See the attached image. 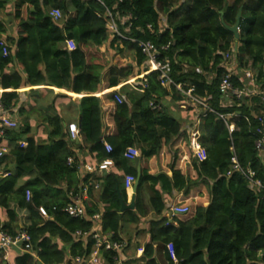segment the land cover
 I'll use <instances>...</instances> for the list:
<instances>
[{"label": "trees", "instance_id": "1", "mask_svg": "<svg viewBox=\"0 0 264 264\" xmlns=\"http://www.w3.org/2000/svg\"><path fill=\"white\" fill-rule=\"evenodd\" d=\"M102 1L105 7L94 0H0L4 14L0 16V39L5 35L9 49L8 57L0 59V89L12 90L0 92L4 111L16 107V90L21 87L45 85L90 95L74 100L82 142L69 138L61 113L54 108V100L71 103V97L51 94L48 100L45 96L52 91L44 89L25 93L17 127L5 129L0 138L4 150L0 158V230L11 236L25 232L29 245V250L13 256V264H86L94 248L91 235L95 225L101 234L123 245L121 264H159L154 243L164 246L167 264H173L165 248L170 243L177 264H264V151L254 146L260 134L261 97L237 99L219 91L221 78L229 73L225 54L237 68L229 77L232 86L246 84L242 72L249 68L258 89L264 90V0H189L185 6L181 0ZM51 8L61 12L57 21L49 16ZM105 8L124 37L149 41L158 50L157 61L170 85L161 84L159 71L147 70L146 57L136 42L109 36ZM238 11L239 38L233 52L234 37L226 27L235 24ZM122 17H128V28V22L120 24ZM68 39L74 42L73 50L65 47ZM105 49L131 56L133 63L108 64ZM142 73L141 78L117 90L92 95ZM189 90L207 108L191 103L184 94ZM114 94L125 101L117 103ZM166 97L176 106L187 102L181 115L163 103ZM43 99L45 106L41 105ZM103 105H111L114 132L109 136L104 133ZM41 109L51 110L35 122L46 129L44 138L32 133L29 119L30 113ZM193 116L203 159L193 154L189 139L179 132L181 124ZM19 142L25 146L20 147ZM104 143L111 146L110 152ZM127 147L138 149L139 157L125 159ZM163 147L169 151L166 167L170 176L149 172L148 161L161 156ZM231 148L243 173L252 172L263 188L250 185L239 171L227 174ZM104 159L114 163L107 172L83 174V165L95 166ZM139 160L134 206L121 211V203H126L123 179L126 175L136 178ZM183 164L191 167L194 178L184 174ZM198 186L206 187L205 207L188 198L190 190ZM25 191L31 194L29 201ZM84 192L88 202L83 201ZM74 195L82 199L81 217L64 212ZM169 198H173L172 205L187 207L171 221L163 216ZM40 206L46 218L38 214ZM148 212L155 218L146 221ZM93 215L99 216V223ZM144 222L148 239L141 255L123 260V227ZM99 252L97 264H118L116 252L103 248ZM75 257L81 262H75ZM1 258L0 253V264H4Z\"/></svg>", "mask_w": 264, "mask_h": 264}, {"label": "built area", "instance_id": "2", "mask_svg": "<svg viewBox=\"0 0 264 264\" xmlns=\"http://www.w3.org/2000/svg\"><path fill=\"white\" fill-rule=\"evenodd\" d=\"M94 1L98 2L99 4L104 6L102 0H94ZM105 9H106L105 11H106V16H107L106 27H107L108 32L110 34L109 36L111 37V35L115 34L119 37L130 40L131 42H136L141 53L146 57L147 68H150V71L151 70L159 71L160 74L158 76V79L160 80V82L163 86L170 85L171 80L166 75V73L162 70L160 63L157 61L158 50L149 41H140V40L138 41L137 39H134V38L124 37V35L120 33V31L117 27L116 20L112 16L111 12L107 8H105ZM49 16L52 18V20L57 21L61 17V12L57 8H51L49 11ZM126 22H128V17L120 18V24L124 25V24H126ZM129 26H130V22L127 23L126 27L128 28ZM146 27H147V29L151 28L150 25H147ZM167 46H168V44H166L165 46H162L161 49H166ZM65 47L68 50H73L75 48L74 42L72 40H69V39L65 40ZM234 51L235 50L233 49V52ZM8 55H9L8 46L4 40L0 39V59L6 58V57H8ZM224 59L228 65V63L230 61L229 60V54H225ZM232 74L233 73L229 71L228 74H226L225 76H223L221 78L220 83H219V91L222 94V96L233 95L237 99L244 97V96H259V97H261V102H262L263 107L259 113V121H260L259 126H260V128L258 131L260 134H259V137L255 140L254 146L257 150L264 151V90L258 89L256 81H255V76L249 68L244 69L242 72V78H244L246 81V84L243 85V87L238 88V87L232 86V84L229 80V77ZM177 89H179V86H177ZM184 94L189 99V101L191 103H195V104L201 106L202 108H207L206 104L203 101L196 99L190 95V90L185 92ZM113 97L117 103H119V104L122 103V99L120 98L119 95L114 94ZM150 106L152 108H158V106H153L151 104H150ZM219 117L223 118L222 115H219ZM15 127H17L16 121L11 119L9 117L8 113L6 111H4L2 103L0 101V138H2V135H3V132L5 129H11V128H15ZM228 128H229V132L233 131V125H230ZM66 129L68 131L69 138L71 140L78 139L77 127L74 123L67 124ZM19 146L24 147L25 143L19 142ZM104 148H105L106 152H110L112 149L108 143H104ZM231 152H232V156L230 158V170L227 172V174H229L230 171H233V170H236V171L243 173V171L241 170V168L237 162L234 149L231 148ZM3 155H4V150L0 147V158H2ZM138 156H139V152L135 147H127L123 152V157L127 160H133V159L137 158ZM196 156L199 159L205 158L204 150L197 147ZM67 161H68V163H70L71 159L68 158ZM113 164L114 163L111 159H104L100 163L96 164L95 166L85 164V165H83L82 169H83L84 174H91L94 172L97 174V173L107 172L110 168L113 167ZM1 174L2 173L0 172V175ZM243 174H245V173H243ZM244 176L247 178L250 185L254 186L257 189L263 188L261 183L258 180L252 178V176H253L252 172H248ZM133 181H134V177H132L131 175H126L123 179L124 188L125 189L130 188ZM94 188H97L96 184H95ZM30 197H31L30 192L25 191V200L29 201ZM37 211L41 217H43V218L47 217L46 211L43 207H41V206L38 207ZM186 211H187V207H185V206L170 205V206H168L166 212L164 213V217L168 221H171L172 218L176 214L185 213ZM64 212L69 214L71 217H81L83 215V212H84L81 197L79 195L72 196V202L67 204V206L64 208ZM92 219L97 220V219H99V216L93 215ZM76 234L82 235L80 232H77ZM84 234L86 235V233H83V235ZM91 236L94 239V248H93V251L88 256V258L85 260L86 264H97V261L100 257V252H99L100 248H103L105 250H112V251L116 252L117 257H115V259H116L117 263L119 264V261H121L120 257H119V252L122 249L123 245L119 242L111 241L109 239V236L101 234L100 230H96V229L93 230ZM27 241H28V236L25 232H19L16 235L11 236L9 234H6L2 230H0V251L4 250L10 246L18 248L19 250H29V245H28ZM167 248H168V252L170 254V257H172V259H173L174 255H173L172 244L171 243L167 244ZM2 259L4 260V258H2ZM74 261L77 263H80L81 259H80V257H75Z\"/></svg>", "mask_w": 264, "mask_h": 264}, {"label": "crops", "instance_id": "3", "mask_svg": "<svg viewBox=\"0 0 264 264\" xmlns=\"http://www.w3.org/2000/svg\"><path fill=\"white\" fill-rule=\"evenodd\" d=\"M188 1L189 0H185L186 3ZM8 34H9V32L6 33V35H8ZM4 37H5V35H3V37L1 39L3 40ZM233 43H234V44H232V46L234 45L233 49L236 50L237 46H238L237 40H234ZM123 58L126 59L125 57H123ZM227 68H228V71H230L232 73H237V68H236V65H234V63L228 64ZM147 70L150 71V68H148ZM143 75H144V73L136 76L135 78H130L129 80H126V81L120 83L115 88H111L108 90L97 92V93L92 94V95L100 97L102 94H106V93L111 92L113 90H117L125 84L132 83L134 80L141 78ZM22 77L24 78V75H22ZM30 89H44L47 91H52V93L49 92L45 96L46 98H48V100H51L52 95H55V94H66L67 96H70L71 97V103H68V102L65 103L61 99L54 100V108H55V110L60 111V113H61L60 116L63 118V124H64L65 129H66L67 124H70V123H74L76 125V127L78 126L80 118H79L78 111H77V105H76V102H74V100L80 99L81 97L90 96V95H84V94L75 95L71 92L65 91L64 89H58L56 87L45 86V85L36 86V87H21V88L17 89L16 92L19 93V101H18L16 107H14L10 111L9 110L6 111L11 119H13L14 121H18L20 119V115L18 113V110L21 106L24 105L25 99H26L25 93L28 92ZM3 91L4 92H10L12 90L11 89H6V90L0 89V92H3ZM120 98L122 99V102L125 101V98L123 96H120ZM45 99H43L41 102L42 106H45V103H46ZM171 101L172 100L170 99V97H166L163 103L166 105L168 104L169 109L175 115H181V111L184 110L185 107L188 105L187 102H184V103H178V106H176V105H174V103H171ZM110 110H111V105H103L104 133L107 136L112 135L114 132L113 124L109 118ZM198 111L199 110H197V109H196V111L194 110L195 113ZM46 113H51V110L41 109V110H38L36 113L33 112V113H30V115H29V119L31 120V125H32L31 126L32 133L36 134L38 137H45L46 136V129L44 127H42L41 125H37L35 122L40 121L42 116L45 115ZM193 118L194 119H192L191 121L181 124L179 132L181 133V135H183L184 137L186 136L189 139V144L191 143L190 146L193 147V149H192L193 154L196 155L197 147L200 148V146L197 143V138H198L197 125H198V123H197L196 116H193ZM176 138L177 137H174L173 140H175ZM78 141L82 142V136L81 135H78ZM138 152H139V150H138ZM167 152H169V151L165 147H163L161 152H160V154H162L161 156L151 158L148 161V167H149L150 173L154 174V173H158V172H165L168 176H170L171 173L168 170V168L166 167L167 162H169ZM140 161L141 160L138 161L137 167H136L137 175L138 174L140 175V171H139L140 170ZM183 168H184V174H188L190 178H194L195 174L192 171L191 167H189L187 164H183ZM83 174H84V172H83ZM99 174H101V173H97V175H99ZM137 175H136V178H137ZM136 178L132 182L131 187L125 189V192H126V203L125 204H129L131 202L132 186H133ZM189 194L190 195L188 198H195L198 201V205L202 204V206L205 207L208 204V197L206 194V187L205 186H198L197 188H193L190 190ZM82 197H83V201H86V202L89 201L87 199L85 192L82 195ZM184 200L191 201V202L193 201V199L189 200L187 198H185ZM172 201H173V198H169V199L165 200V205H167L166 207L172 205ZM163 216H164V214H163ZM152 218H155V216L152 214V212H148L145 220L148 221ZM4 220H5V218L1 219V221H4ZM97 220H94L95 223H97ZM98 223H99V220H98ZM146 227H147V225L145 224V222L140 223L138 225H133V224L132 225L131 224L125 225L123 227V230H122L121 235H120L121 237H123L124 247L126 246V250L123 251V260H129L132 258H137L141 255L142 248L148 239V235L146 233H144V231H143L146 229ZM92 229L93 230H95V229L100 230V227L96 228V225H95ZM153 247L155 250L154 253H155V258H156L157 262L159 264H167V261L165 260L164 255H163L164 246L161 243H154ZM165 248L168 251L167 245ZM18 251H20L18 248L11 247V246L7 247L4 250H1L0 251L1 256H2V258H4V260L1 258L2 262L4 264H13V256L16 255ZM32 255L35 256L34 253H32ZM170 258L172 259V257H170ZM121 259H122V256H121L120 260ZM172 260H173V264H177L176 259L173 258ZM119 264H121V261H119Z\"/></svg>", "mask_w": 264, "mask_h": 264}, {"label": "rangeland", "instance_id": "4", "mask_svg": "<svg viewBox=\"0 0 264 264\" xmlns=\"http://www.w3.org/2000/svg\"><path fill=\"white\" fill-rule=\"evenodd\" d=\"M181 2H182V4H183V6H185L187 3L185 2V0H181ZM11 7H12V3L10 2L7 6H6V8L8 9V10H10L11 9ZM1 15H3L4 16V14H3V11L2 12H0V16ZM242 27H245V25H246V23L244 22V23H242ZM234 42V41H233ZM232 44H234V43H232ZM234 46V45H233ZM103 54H104V59L105 60H107V63L108 64H119V65H123V64H126L127 62H133V59H131L130 60V58H132L131 56H129V57H125L126 59H124L120 54H117V53H115V51H110V50H108V49H105L104 50V52H103ZM229 58H230V56H229ZM228 64H232V61L230 60L229 61V63ZM136 67L134 66V72L136 73ZM136 76H134L133 78H135ZM40 138H44V137H40Z\"/></svg>", "mask_w": 264, "mask_h": 264}, {"label": "water", "instance_id": "5", "mask_svg": "<svg viewBox=\"0 0 264 264\" xmlns=\"http://www.w3.org/2000/svg\"><path fill=\"white\" fill-rule=\"evenodd\" d=\"M240 14L241 12L238 11L237 16H236V21L235 24L231 27H226V29L233 34L234 40H238L239 38V34H238V26H239V19H240ZM138 183H139V174L137 175V178L132 186V197H131V202L129 204H125V203H121V208L120 210H129L132 209L134 206V199H135V195H136V190L138 187Z\"/></svg>", "mask_w": 264, "mask_h": 264}]
</instances>
